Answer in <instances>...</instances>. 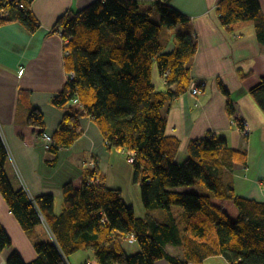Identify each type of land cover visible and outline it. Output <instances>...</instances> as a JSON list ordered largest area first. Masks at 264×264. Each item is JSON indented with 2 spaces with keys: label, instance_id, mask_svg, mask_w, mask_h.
Masks as SVG:
<instances>
[{
  "label": "trees",
  "instance_id": "trees-1",
  "mask_svg": "<svg viewBox=\"0 0 264 264\" xmlns=\"http://www.w3.org/2000/svg\"><path fill=\"white\" fill-rule=\"evenodd\" d=\"M169 1L158 0L142 10L137 0H96L56 22L53 30L68 41L65 68L75 77L51 100L64 114L51 135L55 145L49 151L70 148L82 136L80 120L90 118L106 147L133 153V184L138 185L144 215H135L119 189L105 186L96 167L82 169L79 188L63 186L62 209L56 214L51 195L30 199L12 188L0 135L1 196L27 235L42 223L50 233L47 242L34 243L37 258L27 264H66L69 256L85 250L93 252L97 264H185L165 251L167 245L181 248L186 261L221 255L230 264H264V202L237 196L227 177L236 165L246 166L247 151L233 150L225 138L208 133L191 141L186 160L176 162L180 142L165 134L167 109L188 91L197 50L193 35L183 33L176 35L172 52L161 54L163 29L189 22ZM30 6L28 1L0 0V12L8 13L0 16V27L17 22L35 32L38 23ZM152 12L158 13L159 23L151 19ZM216 13L228 31L253 23L258 40L264 42V16L257 0H220ZM154 63L166 82L165 92L156 93L152 86ZM218 86L233 119L236 106L225 87ZM249 94L264 113V77ZM75 99L78 104H73ZM237 120L243 132L245 123ZM27 124L42 130V112L30 107ZM95 179L99 184H90ZM189 187L197 192H177ZM174 208L181 212L176 214ZM131 236L138 251L127 254L123 244ZM10 246L0 226V250ZM7 264L26 263L13 252Z\"/></svg>",
  "mask_w": 264,
  "mask_h": 264
},
{
  "label": "crops",
  "instance_id": "crops-1",
  "mask_svg": "<svg viewBox=\"0 0 264 264\" xmlns=\"http://www.w3.org/2000/svg\"><path fill=\"white\" fill-rule=\"evenodd\" d=\"M95 1L32 0L30 8L38 23L35 32H29L17 22L0 27V135L8 153L5 171L12 188L23 190L30 199L51 195L54 212L59 214L63 186L71 183L79 188L82 169L96 167L103 184L119 189L124 202L140 217L144 212L136 214L133 198H129V203L124 198V192H130L133 184V169L126 162L125 152L106 147L90 118L80 120L82 136L70 148L60 149L57 154L43 147L39 135L42 131L51 136L64 114L51 105L52 98L67 82L69 73L65 68L63 39L53 30L54 26L65 13L81 11ZM137 1L142 10H146L158 0ZM219 1H169L170 6L189 18V22L163 29L161 54L174 50L176 35H193L197 50L190 63V79L204 86L198 96L192 97L187 91L172 102L166 113L165 134L180 142L176 162L186 160L191 141L203 139L208 133L225 138L233 150H246V166L236 165L227 177L237 196L261 203L264 202V113L249 91L264 77V42L258 40L251 22L238 24L230 31L224 28L216 13ZM257 1L264 16V0ZM154 14L152 12L151 16ZM21 69L23 73L19 75ZM238 73L246 77L241 80ZM151 76L154 91L165 92L166 82L156 63L152 66ZM218 83L225 87L234 102L235 117L241 118L246 125V139L228 116L226 98ZM30 107L42 112V130L27 124ZM177 192H197V189L180 188ZM0 226L11 242L9 248L0 250V264H7L13 252L18 253L24 263H30L37 258L34 243L50 239L44 223L37 226L32 235H27L1 194ZM123 249L127 254H133L138 251V246L127 242ZM165 251L185 264H230L221 255L201 258L200 262L186 261L182 249L172 245H167ZM69 258L65 260L66 264H97L91 250L77 252ZM155 264L169 263L159 260Z\"/></svg>",
  "mask_w": 264,
  "mask_h": 264
},
{
  "label": "built area",
  "instance_id": "built-area-1",
  "mask_svg": "<svg viewBox=\"0 0 264 264\" xmlns=\"http://www.w3.org/2000/svg\"><path fill=\"white\" fill-rule=\"evenodd\" d=\"M1 1H4V2H11V1H16V0H1ZM19 1V0H17ZM20 1H28V2H32V0H20ZM17 7L18 8H21L22 5L20 3H16ZM8 13L7 11H4L2 10L0 12V16L1 17H7ZM60 35V33H59ZM61 36V35H60ZM63 43H64V46H67L68 44V41L67 40H63ZM65 55H68V52L65 51ZM23 73V70L21 69L19 71V75H22ZM168 75V72L165 73L164 77ZM74 73L73 72H69L67 75H66V79L67 81L69 80H73L74 79ZM204 84L203 83H198V82H195V81H191L190 83V86H189V89H188V93L192 96V97H196L198 96L199 94H201L202 92V88H203ZM73 104H78V101L75 99L73 101ZM239 123V121L237 120L236 117L233 118V124L237 127V124ZM243 134H247L248 133V130L246 128V125H245V129L243 130L242 132ZM42 145L45 149L49 150L51 147H53L55 145V142L53 141L52 137L48 134H43L42 135ZM105 146L107 145L106 142H104ZM125 155H126V162L130 165L133 163V153L131 152H125ZM90 184H94V185H97L99 184V180L95 179V180H91L90 181ZM128 243L129 244H133L135 243V239L133 236H131L128 240Z\"/></svg>",
  "mask_w": 264,
  "mask_h": 264
},
{
  "label": "rangeland",
  "instance_id": "rangeland-1",
  "mask_svg": "<svg viewBox=\"0 0 264 264\" xmlns=\"http://www.w3.org/2000/svg\"><path fill=\"white\" fill-rule=\"evenodd\" d=\"M151 19L154 21V22H156V23H159V16H158V13L157 12H155V14L153 15V16H151ZM237 118V117H236ZM125 158H126V155H125ZM129 165V164H128ZM129 167H131V165L129 166ZM133 191V192H132ZM135 193V194H134ZM124 198H125V200H126V202L127 203H129V198H133V200H134V205H135V210H136V214H141V212L143 211V208H142V204H141V202H140V196H139V188L136 186V185H134V184H132V186H131V189H130V192L129 191H125L124 192ZM135 198V199H134ZM57 203H56V207H58V205H59V202L58 201H56ZM175 209V211L177 212L176 214H178V213H180L181 212V210H180V208H174ZM141 211V212H140ZM68 259V258H67ZM69 261H70V258H69Z\"/></svg>",
  "mask_w": 264,
  "mask_h": 264
}]
</instances>
